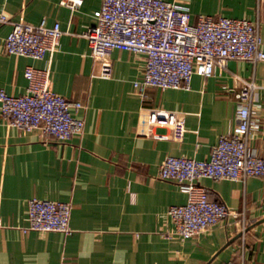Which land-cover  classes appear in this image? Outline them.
<instances>
[{
  "label": "crops",
  "instance_id": "obj_1",
  "mask_svg": "<svg viewBox=\"0 0 264 264\" xmlns=\"http://www.w3.org/2000/svg\"><path fill=\"white\" fill-rule=\"evenodd\" d=\"M198 14L245 17L258 22L264 47V0H175ZM102 0L76 10L60 0H0V88L26 90L27 65L51 66V88L82 106L81 133L64 141L35 129H19L0 115V264H264V175L245 180L204 177L207 197L225 202L226 223L181 239L168 215L187 193L158 176L168 155L207 158L219 136L236 122V90L254 80L251 108L258 123L249 145L264 154V60L229 59L214 74H194L190 88L135 87L145 54L115 48L113 74L96 76L98 61L83 32L96 23ZM60 23L58 49L38 59L4 50L13 21ZM151 108L185 117L181 140L158 138L146 124ZM34 196L71 201V231H39L28 225ZM242 218L246 227H242Z\"/></svg>",
  "mask_w": 264,
  "mask_h": 264
},
{
  "label": "built area",
  "instance_id": "obj_2",
  "mask_svg": "<svg viewBox=\"0 0 264 264\" xmlns=\"http://www.w3.org/2000/svg\"><path fill=\"white\" fill-rule=\"evenodd\" d=\"M84 0H60L72 10ZM96 23L83 32L90 54L98 61L96 76L113 74L111 52L115 48L145 54L146 63L135 87L190 88L194 74L209 76L217 66L232 58L256 63L264 60L263 39L257 21L245 17L212 16L200 13L193 21L189 7L175 0H102L94 11ZM0 12V22L7 21ZM63 30L58 21L38 23L13 21L4 41V50L42 59L59 47ZM23 94L12 95L0 88V115L19 129H35L57 141L81 133L84 119L71 108L82 102L70 100L51 88V66L27 65ZM256 84L242 79L235 92L236 122L219 136L209 157L168 155L159 166L158 176L175 180L187 193L183 204H172L168 215L174 223L173 234L185 239L226 223L232 210L219 200L207 197V188L199 180H245L264 175V154L249 145L250 131L258 123L252 117L251 99ZM146 124L155 128L154 136L181 140L187 130L185 117L174 110L151 108ZM71 201L34 196L28 200L26 228L47 231H71ZM245 228L244 218L241 219ZM221 264H243L232 260Z\"/></svg>",
  "mask_w": 264,
  "mask_h": 264
}]
</instances>
